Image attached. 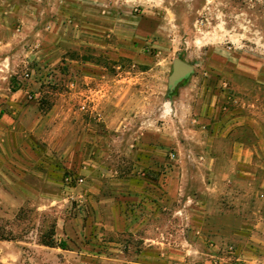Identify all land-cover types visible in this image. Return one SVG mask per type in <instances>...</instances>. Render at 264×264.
Wrapping results in <instances>:
<instances>
[{
  "label": "rangeland",
  "instance_id": "obj_1",
  "mask_svg": "<svg viewBox=\"0 0 264 264\" xmlns=\"http://www.w3.org/2000/svg\"><path fill=\"white\" fill-rule=\"evenodd\" d=\"M149 1L102 0L96 7L94 0H0V117L22 118L19 128L36 118L35 133L23 138L32 155L12 149L0 166V264H70L65 255L74 251L128 256L146 247L160 264L159 255L189 234L191 205L162 200L168 185L179 189V175L195 171L197 150L193 134L176 123L172 98L180 89L168 85L173 61L221 60L216 46L236 60L241 51L262 66L264 93V0ZM95 8L103 16L100 48L84 33ZM116 23L119 29H111ZM92 63L104 80L127 78L120 92L136 91L104 93L91 117L93 101L83 88ZM193 76L195 69L185 80ZM223 87L234 92L231 83ZM142 93L144 102L135 104ZM164 93L167 112L159 117ZM87 123L100 137L95 144L91 136L86 148ZM131 221L141 223L135 232L126 228Z\"/></svg>",
  "mask_w": 264,
  "mask_h": 264
},
{
  "label": "crops",
  "instance_id": "obj_2",
  "mask_svg": "<svg viewBox=\"0 0 264 264\" xmlns=\"http://www.w3.org/2000/svg\"><path fill=\"white\" fill-rule=\"evenodd\" d=\"M101 1L94 0L95 6L100 5ZM156 1L160 2H149ZM95 10L86 18L88 22L84 24V33L85 38L93 36L94 47L100 48L103 16L97 8ZM119 26L116 23L111 29L118 30ZM141 31L146 32L142 24ZM214 49L222 50V59L214 56V59L201 60L196 66L193 65L196 76L177 84L175 88L180 91L172 98L180 131H190L196 143L197 150L191 162L195 171L179 175L176 178L179 189L174 190L173 184L168 185L169 193L162 200L169 197L176 200L180 207L190 204L192 215L196 217L185 226L189 228V234L175 240L176 247L172 252L159 255L160 264H201V261H205L203 264H212V261L218 260L220 264H264V93L260 85L262 77L258 76L262 66L260 68L258 63H248L241 51L236 60L225 47L216 46ZM92 65L94 70L85 72L83 88L85 100L93 101L89 114L91 117L93 114L95 116L96 111L99 112L104 93L113 97L118 93L124 96L136 91L131 86L120 92L127 78L117 76L104 80L98 71L99 64ZM215 72L229 76L212 80L210 75ZM229 83L234 88L232 94L223 87ZM105 85H110V92L104 90ZM144 99L142 93L141 97L133 101L140 105ZM11 101L17 105L16 101ZM158 101H162L159 104V117H165V93L162 98L159 94ZM139 109L138 112H144L142 108ZM116 111L121 112L118 116H123V110ZM20 119L14 120L8 113L0 117V166L8 163L9 154H13L12 149L16 151L20 147L32 155V145L23 138L35 133L36 118L34 121L31 119L29 126L24 128H19L22 123ZM89 125L91 123L85 124L83 131L86 148L91 136L95 144L100 137L96 133L97 128L92 135ZM162 137H165V132H162ZM16 156H19L18 153ZM94 192V197L103 194L100 190ZM98 203L95 202L96 207H99ZM145 221L141 222L143 227L148 226ZM118 223L117 220L116 228L120 229ZM141 223L131 221L126 224V228L135 232ZM146 240L150 241V238L146 237ZM200 245L206 249H201ZM146 249L128 256L86 251H74L65 256L70 264H124L126 261L132 264H154L151 262V248Z\"/></svg>",
  "mask_w": 264,
  "mask_h": 264
},
{
  "label": "water",
  "instance_id": "obj_3",
  "mask_svg": "<svg viewBox=\"0 0 264 264\" xmlns=\"http://www.w3.org/2000/svg\"><path fill=\"white\" fill-rule=\"evenodd\" d=\"M194 70L193 64L185 61L182 58L174 60L173 69L169 76L168 85L173 90L177 84L186 79Z\"/></svg>",
  "mask_w": 264,
  "mask_h": 264
},
{
  "label": "trees",
  "instance_id": "obj_4",
  "mask_svg": "<svg viewBox=\"0 0 264 264\" xmlns=\"http://www.w3.org/2000/svg\"><path fill=\"white\" fill-rule=\"evenodd\" d=\"M65 245V244H64Z\"/></svg>",
  "mask_w": 264,
  "mask_h": 264
}]
</instances>
